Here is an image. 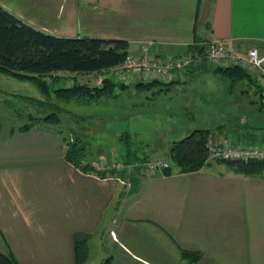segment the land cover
Here are the masks:
<instances>
[{"label":"crops","instance_id":"0c3cea01","mask_svg":"<svg viewBox=\"0 0 264 264\" xmlns=\"http://www.w3.org/2000/svg\"><path fill=\"white\" fill-rule=\"evenodd\" d=\"M0 6L44 32L123 38L129 53L146 50L161 60L212 38L239 51L251 45L264 51V0H0ZM183 72L175 70L170 85ZM59 134L38 124L0 139V252L16 264H77V236L88 245L80 264L89 262L103 245L107 215L109 264H264V176L218 177L202 167L169 174L141 166L82 169L64 158ZM214 159L205 164L227 162Z\"/></svg>","mask_w":264,"mask_h":264},{"label":"rangeland","instance_id":"374dc122","mask_svg":"<svg viewBox=\"0 0 264 264\" xmlns=\"http://www.w3.org/2000/svg\"><path fill=\"white\" fill-rule=\"evenodd\" d=\"M97 75L76 73L71 77L66 70H59L45 77L49 82V91L45 92L32 79L0 72V139L11 127L32 121L30 114L42 116L55 109L31 99L34 98L42 100L41 103L46 100L64 107L59 112L58 123L39 122L34 126L42 124L58 130L64 148V136L74 140L79 135L85 142L84 162L102 164L114 156L123 157L125 140L128 139L131 140L132 148L144 152L150 159L157 155L153 154L157 151L160 152L158 156L166 157L172 164L166 155L171 142L198 127L212 128L214 132L211 136L216 140L230 139L264 146V111L254 110L255 105L252 106L249 102L250 97L243 98L248 91L243 87L246 81L237 82L230 90V81L220 73L211 70L183 72L180 73L181 81L174 82L168 88H164L163 84L150 88L136 87L130 81L132 79H129L124 81L127 86L114 88L115 95L101 96L90 101L62 100L56 97L54 88L59 86H68L74 82L89 85L101 83V80H96ZM170 78L171 75L161 80L167 81ZM150 79L152 78L142 80ZM249 91L252 93L253 87ZM217 124H223L221 131L215 129ZM124 132L129 133L130 137L121 136ZM16 142L20 143L18 140ZM176 170L179 171L172 164V171ZM200 171L213 173L218 177L244 174L264 176V169L247 173L227 162H209ZM128 186L127 182L123 189L120 187L121 191H126ZM107 217L102 236L103 245L94 248L89 262L85 264H102L105 257L113 251L109 232L113 217ZM136 229L137 240H141L144 234L143 224L137 223Z\"/></svg>","mask_w":264,"mask_h":264},{"label":"trees","instance_id":"16d2710c","mask_svg":"<svg viewBox=\"0 0 264 264\" xmlns=\"http://www.w3.org/2000/svg\"><path fill=\"white\" fill-rule=\"evenodd\" d=\"M204 45L191 44L187 52H190L194 59L184 68L186 72L213 71L222 74L230 81V90L237 82H245L243 87L248 91L243 98L250 97V103L256 111H264L263 108V88L259 84L256 75L238 64H218L207 60L203 54ZM129 53L128 41L123 38H102L92 36H59L39 30L32 25L21 21L13 13L0 6V72L18 77L29 78L35 81L39 87L49 91V82L46 76L59 71H73L79 73L99 72L103 68H108L120 64ZM173 80L163 81L158 78L150 80H139L133 84L136 87L150 88L154 85H165L168 88ZM128 84L124 81L116 80L112 77L101 78L99 85H89L87 83L74 82L68 86L54 88L57 98L62 100L90 101L101 96L115 95L116 86L122 88ZM253 87V92L249 91ZM244 89V90H245ZM257 96L253 98L252 95ZM239 96V95H238ZM237 98V97H236ZM239 98H242L239 96ZM41 105H49L50 112H45L42 116L29 115L32 121L25 122L13 130H27L39 122L60 121L59 112L64 110L61 105L40 99ZM223 124H217V131H221ZM253 127V126H252ZM250 127V128H252ZM214 130L208 127L194 128L180 139L173 140L169 145L166 155L176 165L179 171H192L202 167L207 161V142L212 137ZM121 136L130 137L124 132ZM264 137V136H263ZM64 150V158L74 165L86 169L94 168L88 162L82 163L85 154V142L79 135L75 139L67 138ZM264 142V138L262 139ZM125 153L123 159L130 162L148 156L139 149L131 147V140H125ZM220 159V158H218ZM223 160V159H220ZM237 169L244 172H260L264 169V159L250 160L249 162L236 164L233 161L225 160ZM82 163V164H81ZM172 164L163 169L169 174L172 172ZM97 172H102L95 170ZM75 261L77 264L83 263L88 254V245L85 236H77L74 240ZM181 256L187 257L188 252L181 250ZM0 264H16L11 254L0 252ZM102 264H109L106 258Z\"/></svg>","mask_w":264,"mask_h":264},{"label":"built area","instance_id":"2783aa9c","mask_svg":"<svg viewBox=\"0 0 264 264\" xmlns=\"http://www.w3.org/2000/svg\"><path fill=\"white\" fill-rule=\"evenodd\" d=\"M203 54L207 60L213 63L238 64L252 71L263 88L264 105V51H261L259 46L251 45L246 51H239L227 46L220 39L212 38L205 41ZM193 59L194 57L190 52H185L169 55L161 60L144 50L139 54L128 53L120 64L103 68L98 74L101 78L112 77L120 81L132 79L130 80L132 82L146 78L165 79L175 70L184 69ZM209 158L246 163L250 160L264 159V146L250 142L231 141L230 139L220 141L210 137L207 142V160ZM91 165L95 170L102 172L118 169L131 170L136 166H141L148 172H155L162 171L169 166V161L166 157L156 156L151 159L140 158L125 162L122 157L114 156L102 164L92 163Z\"/></svg>","mask_w":264,"mask_h":264}]
</instances>
